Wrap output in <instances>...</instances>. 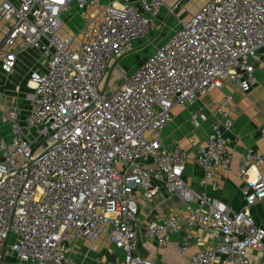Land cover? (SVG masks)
I'll return each mask as SVG.
<instances>
[{"label": "built area", "instance_id": "built-area-1", "mask_svg": "<svg viewBox=\"0 0 264 264\" xmlns=\"http://www.w3.org/2000/svg\"><path fill=\"white\" fill-rule=\"evenodd\" d=\"M103 1L0 0L8 26L0 45L3 73H13L27 50L43 58V70L30 75V110L0 108V128L9 129L0 135V264H79L74 248L103 235L122 253L111 264H155L135 254L138 200L151 202L160 191L175 196L181 210L149 221V239L162 248L182 232L177 251L185 255L200 228L212 241L188 264H251L250 248L264 253V228L250 213L264 200V154H241L245 205L234 210L187 183V153L176 139L166 146L162 131L173 108L222 88L224 80L243 92L258 82L264 0H207L117 88L101 85L111 63L149 38L164 2ZM74 8L82 21L76 48L75 36L61 33L64 14ZM232 99L222 98L196 157L201 183L214 190L218 172L230 171L234 161L226 135ZM207 120L191 117L195 128Z\"/></svg>", "mask_w": 264, "mask_h": 264}, {"label": "crops", "instance_id": "crops-1", "mask_svg": "<svg viewBox=\"0 0 264 264\" xmlns=\"http://www.w3.org/2000/svg\"><path fill=\"white\" fill-rule=\"evenodd\" d=\"M178 1L179 0H163L164 9L161 14L155 18L150 37L152 35L154 36L158 31L156 35H160L161 33L162 38L166 39V37L163 36L169 35V28H167L169 26V13ZM107 2L108 0L103 1L104 4ZM95 11L96 10H90L92 14H94ZM78 12V9H73L72 16L74 20L75 16L73 14H77L79 17ZM189 16L190 15H187V18ZM187 18L184 19L181 17L180 20H186ZM73 31L78 33L77 30L73 29ZM166 31L167 33H165ZM7 32V22L0 16V45ZM61 33L63 35L66 34L62 31ZM150 37L149 40H151ZM141 42L143 41H137L131 44L111 63V70L115 65H120L122 68L120 70L121 77H119L117 83H115V86L112 88L119 87L126 77L135 71L144 61L145 57L142 55L133 60L131 65H123L124 62L128 60V55L137 50L142 44ZM261 53L263 54V61L255 63V74L258 78V82L249 92H243L234 81L224 80L222 88L212 90L209 94L199 97L187 106H177L173 108L171 112L172 121L162 131L163 143L166 146L172 147V140L176 139L181 148L187 153L184 173V178L187 183L197 191L209 193L211 196L220 199L234 210H240L245 205L242 194L243 178L239 173V158L241 154L247 149H255L264 154V141L261 138V128L264 124V50ZM42 61L43 58L39 51L34 49L27 50L19 55L17 66L13 73L8 76L2 75V77H0L1 109L20 108L22 111L21 115L30 110V98L24 101L20 98L19 91L25 86L24 84H26L28 77H30L33 72L43 70ZM106 79H108V76L105 80ZM3 80L7 82V85L10 84V89H8V86L1 84ZM28 83H30V80ZM31 85L33 84L30 83V86ZM226 94H231L233 97L231 102L233 108V127L226 130V135L229 137V148L233 151L234 161L230 171L223 170L218 172V187L214 190L211 185H204L201 183L203 170L197 163L196 157L200 148L205 145L206 138L215 120L213 113ZM193 114H205L208 116V120L202 122L199 127L195 128L191 121ZM8 130L7 126L2 127L0 135L7 136L9 133ZM254 171L255 170H251L250 173L252 174ZM260 171L264 174V166L260 168ZM138 201L140 204L139 215L142 226L138 231V245L135 254L151 259L155 264H188V257L190 254L204 249L212 241L207 232L200 228H196L194 230L195 240L185 255L177 251L183 236L182 232L172 235L167 246L162 248L159 247L156 242L149 239L146 235L145 227L147 223L154 218H160L171 213L179 212L181 210V204L175 196L168 195L165 191L158 192L151 202L142 199ZM250 213L254 217L256 223L264 228V200L253 206ZM105 240L106 245L99 244V246H87L84 243L87 242L86 240L81 241L76 246L78 250L77 256L80 254L83 260L87 262L86 264H111L121 262V251L118 249L112 251L110 249L111 244L109 239L107 240V238H105ZM74 254L76 256V253ZM248 258L251 264H264V253L256 248H250L248 250ZM78 261L79 264H83L82 261Z\"/></svg>", "mask_w": 264, "mask_h": 264}, {"label": "rangeland", "instance_id": "rangeland-1", "mask_svg": "<svg viewBox=\"0 0 264 264\" xmlns=\"http://www.w3.org/2000/svg\"><path fill=\"white\" fill-rule=\"evenodd\" d=\"M205 1L206 0H179L177 2V4L175 5L176 8L174 10V13H172L171 11L169 13V26L167 27V28H169V35L163 36V37H166V39L169 38L174 33V31L180 26V22L182 21V20H180L181 17H183L185 19V18H187V15L194 14L198 10L200 5L203 4L202 2H205ZM73 15L75 16V20L73 19L72 13H65L64 14L63 19H64L65 24L62 28V32L75 36L76 41H75L73 47L76 48L79 44L78 40L81 39V36H79V32H80L81 27H82V21L79 19L77 14H73ZM72 27L74 30H77L78 33H75L73 31ZM162 32H163V29H162ZM157 33H158V31H157ZM165 33H167V31ZM155 35L154 36L152 35L151 37L149 35L151 40H149V38H148L147 40L141 42L142 44L137 48V50H135L133 53L128 55L129 58L127 61L124 62L123 65H125V64L131 65L133 63V60H135L137 57L142 56V55H144V57H145L144 60H146L151 55V53L154 51V48H156L158 45H160L166 41L165 38L164 39L162 38L161 33H160V35L159 34L156 36ZM121 69L122 68L120 67V65L119 66L115 65L114 68L111 70L110 74L108 75V79H106L101 85L105 86L108 84L110 87H114L115 86L114 84L117 83L119 77H121V72H120ZM0 75H1L0 77H2V75L8 76V74L3 73L2 69H1V63H0ZM0 80H1V78H0ZM29 80H30V77H28L26 84H24L25 86L21 89V91H19L20 98L23 99L24 101H27L30 98V95H31L32 90H33L32 86H30V83H28ZM1 84L8 86V89H10V84L7 85L6 81L3 80V82H1ZM21 113H22V111H21ZM0 130H1V128H0ZM105 238H107V240H108V237L106 235H103L101 240L95 244H90L87 242H84V243L87 246L88 245L99 246V244L100 245L101 244L106 245L105 244V242H106ZM74 251L76 253L77 260H80L83 262V264H86L87 262L85 260H83V258L81 257L80 254L77 256L78 250L76 247L74 248Z\"/></svg>", "mask_w": 264, "mask_h": 264}, {"label": "bare ground", "instance_id": "bare-ground-1", "mask_svg": "<svg viewBox=\"0 0 264 264\" xmlns=\"http://www.w3.org/2000/svg\"><path fill=\"white\" fill-rule=\"evenodd\" d=\"M31 86H33V85H31Z\"/></svg>", "mask_w": 264, "mask_h": 264}]
</instances>
